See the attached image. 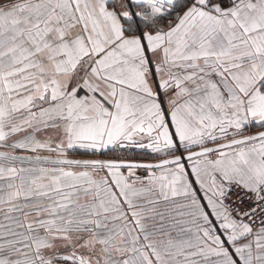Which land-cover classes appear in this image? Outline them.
I'll return each instance as SVG.
<instances>
[{
    "label": "snow or ice",
    "instance_id": "obj_1",
    "mask_svg": "<svg viewBox=\"0 0 264 264\" xmlns=\"http://www.w3.org/2000/svg\"><path fill=\"white\" fill-rule=\"evenodd\" d=\"M0 264H264V0H0Z\"/></svg>",
    "mask_w": 264,
    "mask_h": 264
}]
</instances>
